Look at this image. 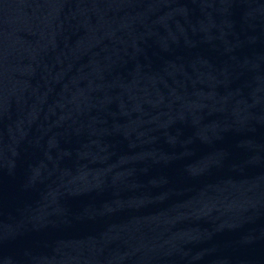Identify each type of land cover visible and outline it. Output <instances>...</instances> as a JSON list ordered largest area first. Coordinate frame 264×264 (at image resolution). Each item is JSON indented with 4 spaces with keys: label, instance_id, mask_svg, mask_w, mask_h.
<instances>
[{
    "label": "water",
    "instance_id": "water-1",
    "mask_svg": "<svg viewBox=\"0 0 264 264\" xmlns=\"http://www.w3.org/2000/svg\"><path fill=\"white\" fill-rule=\"evenodd\" d=\"M0 264H264V0H0Z\"/></svg>",
    "mask_w": 264,
    "mask_h": 264
}]
</instances>
